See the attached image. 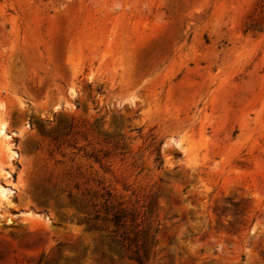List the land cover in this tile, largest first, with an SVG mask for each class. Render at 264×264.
Masks as SVG:
<instances>
[{"label": "rangeland", "instance_id": "rangeland-1", "mask_svg": "<svg viewBox=\"0 0 264 264\" xmlns=\"http://www.w3.org/2000/svg\"><path fill=\"white\" fill-rule=\"evenodd\" d=\"M0 264H264V0H0Z\"/></svg>", "mask_w": 264, "mask_h": 264}, {"label": "trees", "instance_id": "trees-1", "mask_svg": "<svg viewBox=\"0 0 264 264\" xmlns=\"http://www.w3.org/2000/svg\"><path fill=\"white\" fill-rule=\"evenodd\" d=\"M123 212L122 210H115L111 213L110 220L113 222L114 225H121L122 224V218H123ZM142 247V254L136 256L137 261H141L142 258L145 256V250L144 247Z\"/></svg>", "mask_w": 264, "mask_h": 264}]
</instances>
